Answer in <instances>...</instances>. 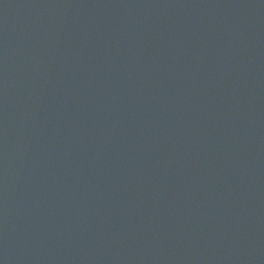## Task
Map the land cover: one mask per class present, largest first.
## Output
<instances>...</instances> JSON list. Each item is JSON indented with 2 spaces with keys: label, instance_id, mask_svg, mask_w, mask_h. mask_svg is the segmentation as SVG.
Here are the masks:
<instances>
[{
  "label": "water",
  "instance_id": "water-1",
  "mask_svg": "<svg viewBox=\"0 0 264 264\" xmlns=\"http://www.w3.org/2000/svg\"><path fill=\"white\" fill-rule=\"evenodd\" d=\"M0 264H264V0H0Z\"/></svg>",
  "mask_w": 264,
  "mask_h": 264
}]
</instances>
